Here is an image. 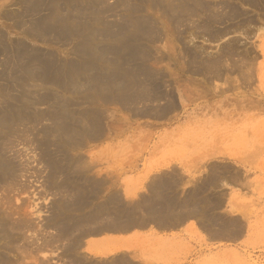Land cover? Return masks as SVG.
Returning a JSON list of instances; mask_svg holds the SVG:
<instances>
[{"label": "rangeland", "instance_id": "obj_1", "mask_svg": "<svg viewBox=\"0 0 264 264\" xmlns=\"http://www.w3.org/2000/svg\"><path fill=\"white\" fill-rule=\"evenodd\" d=\"M203 1L210 12L188 19L183 11L192 0H0V146L17 170L15 181L0 184V219L19 224L0 238V264H93L82 253L85 228L62 229L86 213L59 210V193L47 186L57 159L65 153L76 159L93 141L64 145L56 132L75 125L92 134L93 118L124 132L129 111L122 101L136 98L122 94L136 84L131 73L137 71L162 74L157 84L178 99L174 121L189 119L241 148L254 221L242 253L245 264H264V0ZM95 52V76L108 80L98 81L107 85L102 98H93ZM220 172L225 176L228 168Z\"/></svg>", "mask_w": 264, "mask_h": 264}, {"label": "crops", "instance_id": "obj_2", "mask_svg": "<svg viewBox=\"0 0 264 264\" xmlns=\"http://www.w3.org/2000/svg\"><path fill=\"white\" fill-rule=\"evenodd\" d=\"M96 60L95 52L93 98L106 96L107 85L98 81L108 82L95 76ZM153 75L162 92V74ZM129 86L124 96L138 100L123 106L129 111L124 132L93 118L91 147L75 155L76 204L92 216L83 256L93 264H245L254 221L242 186L241 148L189 119L174 121L178 99L170 91L175 107L167 110V102L146 101ZM225 168L228 176H221Z\"/></svg>", "mask_w": 264, "mask_h": 264}, {"label": "bare ground", "instance_id": "obj_3", "mask_svg": "<svg viewBox=\"0 0 264 264\" xmlns=\"http://www.w3.org/2000/svg\"><path fill=\"white\" fill-rule=\"evenodd\" d=\"M185 1H187V0H185ZM190 1V0H189ZM206 1V0H205ZM261 1V0H260ZM157 2V1H156ZM194 2V3H193ZM204 2V1H203ZM202 2V0H192V3H188V5H187V8L185 9V11H183L184 13H186V18H188V16H190V15H192V14H194V13H197V12H199V11H203V12H207V13H209L210 12V6H209V3L206 1V2H204L203 3ZM262 2V1H261ZM171 3V2H170ZM177 3V2H176ZM180 3V2H179ZM184 4H185V2H184ZM181 5H182V3H181ZM172 6H173V4H172ZM178 6V5H177ZM175 6H173V8H174ZM179 7V6H178ZM185 7V6H184ZM169 8H172L171 6L169 7ZM172 8V9H173ZM176 8V7H175ZM213 8H214V6H213ZM33 11H35V10H37L38 8L37 7H32L31 8ZM171 9V10H172ZM212 9V8H211ZM167 10H168V8H167ZM212 10H214V9H212ZM236 10V9H235ZM173 11V10H172ZM176 11V10H175ZM179 11V10H178ZM177 11V12H178ZM181 11V10H180ZM169 12V11H168ZM34 13V12H33ZM166 12H164V14H165ZM178 13H180V12H178ZM213 13H215V12H213ZM171 14V13H170ZM212 14V13H211ZM174 15V14H173ZM197 15V14H196ZM208 15V14H207ZM206 15V16H207ZM216 15V14H215ZM167 16V15H166ZM176 16V15H175ZM199 16H200V14H199ZM198 16V17H199ZM205 16V17H206ZM220 16V15H219ZM169 17H170V15H169ZM177 17H179V16H177ZM183 17V16H182ZM216 17V16H215ZM219 18V17H218ZM221 18V17H220ZM173 19V18H172ZM175 19V18H174ZM180 18H178V20H179ZM183 19V18H182ZM189 19V18H188ZM209 20V19H208ZM32 21V20H31ZM174 21V20H173ZM216 21V20H215ZM218 21V20H217ZM38 22V21H37ZM36 22V23H37ZM177 22V21H176ZM175 22V23H176ZM208 22V21H207ZM31 23V22H30ZM178 23H180L179 21L177 22V24ZM201 23V22H200ZM147 24V23H146ZM149 24V23H148ZM204 25V24H203ZM147 26H150V25H147ZM206 26V25H205ZM140 28H142V26L140 27ZM203 28H205V27H203ZM207 28V27H206ZM145 29V28H144ZM43 31H44V33H46V32H48V30H46V29H42ZM146 31H148V30H146ZM145 31V32H146ZM141 32V31H140ZM142 33V32H141ZM219 34H217V36H218ZM4 37V36H3ZM1 38V37H0ZM1 40V39H0ZM2 43V42H1ZM20 44V43H19ZM18 44V45H19ZM17 45V44H16ZM22 45L24 46V44L22 43ZM15 47V46H14ZM20 47H22L21 46V44H20ZM25 47V46H24ZM24 47L22 48V49H24ZM140 48H143V47H140ZM226 48V47H225ZM224 48V49H225ZM7 49V48H6ZM14 49V48H13ZM16 49V48H15ZM19 49V48H18ZM26 49V48H25ZM24 49V50H25ZM223 49V48H222ZM228 49H229V47H228ZM232 49V48H231ZM2 50H5V49H3L2 48ZM129 50V49H128ZM132 50V49H131ZM134 50H136V49H134ZM141 50V49H140ZM144 50V49H143ZM16 51H17V49H16ZM20 51V50H19ZM145 51V50H144ZM225 51H227V50H225ZM225 51H223V52H225ZM230 51V50H229ZM2 52V51H1ZM15 52V51H14ZM24 52V51H23ZM134 52V51H133ZM147 52V51H146ZM26 53V52H25ZM135 53V52H134ZM142 53V52H141ZM144 53V52H143ZM226 53H228V52H225V54ZM17 54V53H16ZM20 54H21V52H20ZM30 54V53H29ZM229 54H230V52H229ZM24 55V54H23ZM25 55H27V54H25ZM127 55H129L127 58V63L125 64V66H126V68L128 67V69H127V71L128 72H130V70H129V66L131 65L130 64V61H132V60H130L131 59V57H132V55H133V53H131V55L130 54H127ZM143 55V57H144V55L145 54H142ZM147 55H149V53L147 54ZM21 57H22V55H20ZM10 57V56H9ZM24 57V56H23ZM24 58H26V57H24ZM145 58H146V60H148L147 59V57L145 56ZM217 58V57H216ZM221 59V58H220ZM126 60V59H125ZM206 60V59H205ZM219 61V60H218ZM221 61V60H220ZM124 62V61H123ZM199 62V61H198ZM211 62V61H210ZM212 62H214L213 60H212ZM125 63V62H124ZM135 63V62H134ZM205 62H203V64H204ZM218 63V62H217ZM221 63V62H220ZM136 64V63H135ZM213 64V63H212ZM207 65H208V63H207ZM124 66V65H123ZM133 66V65H132ZM211 66V65H210ZM138 67H141V66H138ZM136 68H137V66H136ZM138 69V68H137ZM131 70H132V68H131ZM142 70V69H141ZM144 70V69H143ZM127 71H125V72H127ZM133 71H135V70H133ZM145 71V70H144ZM132 72V71H131ZM131 75H133V77L135 78V77H137V80H134L135 81V87H136V89H140V91L142 92L143 91V95H145V98H146V101L148 100V101H154V100H157L158 101V99H162V100H165V102H167V103H165V104H163V105H165L164 107H166V109L167 110H169V109H173L174 107H175V105H174V101L172 100V98H170L169 97V93L168 94H165V93H163V90H162V92H159L158 90L159 89H157V85H156V88H155V86H154V80L152 81H150V76H151V74H150V72L149 73H144V72H141V71H137V72H133V73H131ZM143 76V77H142ZM154 76V75H153ZM139 77H142V78H139ZM127 81H130V80H128L127 79ZM141 81V82H140ZM96 82H97V80H96ZM96 82H93V83H96ZM94 86H95V84H94ZM133 86V87H134ZM104 87H106V86H104ZM160 88V87H159ZM95 89H96V87H95ZM98 89H99V87H98ZM97 89V90H98ZM96 91V90H95ZM135 92V91H134ZM141 92H140V94H141ZM145 92V93H144ZM103 93H105V92H103ZM102 93V94H103ZM138 95V91L135 93V95ZM139 94V95H140ZM104 95V94H103ZM129 95H131V94H129ZM133 95H134V93H133ZM132 95V96H133ZM136 95V96H137ZM142 95V94H141ZM140 96V97H144V96ZM106 96H108L107 94H106ZM105 96V97H106ZM109 96H111V95H109ZM113 96V95H112ZM118 96V95H117ZM116 96V97H117ZM101 98H102V95L100 96ZM122 97H124V100H127L128 99V96H124V94H122ZM138 98H139V96H137ZM115 98V97H114ZM118 98H119V96H118ZM133 98V97H132ZM110 99H111V97H110ZM131 99V98H130ZM133 99H135V98H133ZM137 99V98H136ZM135 99V100H136ZM115 100V99H114ZM118 100V99H117ZM129 100V99H128ZM134 100V101H135ZM138 100V99H137ZM105 101H108L107 99L105 100ZM122 101V100H121ZM120 101V102H121ZM133 101V100H132ZM132 101H130L131 103H132ZM144 101H145V99H144ZM156 101V102H157ZM129 101H125L124 103H123V101H122V106H124V105H131V103H128ZM142 102V101H141ZM150 102V103H151ZM128 103V104H127ZM149 103V102H148ZM118 104H119V102H118ZM133 104H135V103H133ZM121 105V104H120ZM147 105V104H146ZM121 106V107H122ZM128 106V107H129ZM143 106V105H142ZM145 106V105H144ZM156 106V105H155ZM131 107V106H130ZM146 107H148V106H146ZM150 107V106H149ZM123 108V107H122ZM125 108V107H124ZM127 108V107H126ZM158 108V107H157ZM156 108V109H157ZM129 109V108H128ZM138 109V108H137ZM143 109V108H142ZM141 109V110H142ZM148 110V109H147ZM155 110V109H154ZM135 111V110H134ZM133 111V112H134ZM154 112V111H153ZM135 113V112H134ZM150 113V112H149ZM160 115V114H159ZM158 115V116H159ZM9 118V117H8ZM11 122H13V121H11ZM5 123V122H4ZM5 125H7V127H5V128H10V126H11V123H5ZM72 127L73 128H71V129H68V128H64V130L62 131V130H60V131H62V133H59L60 131L58 130L57 132H56V134L57 135H60V134H63V136L62 137H60L59 138V140H60V142H63V144L64 145H81V143L85 140V139H92V137L91 136H93V133L92 134H90L89 132L90 131H88V132H85V131H82V128H81V130L79 131V130H76L77 128V126H73L72 125ZM2 128V127H1ZM76 128V129H75ZM86 129V128H85ZM28 131V130H27ZM2 134V133H1ZM4 138V137H3ZM0 139H2L1 137H0ZM48 138L46 137V140H47ZM52 139H54V140H56V138H52ZM5 140V139H4ZM27 140H29V139H27ZM27 140H25V144H26V142H27ZM9 141V140H8ZM23 141H24V139H23ZM31 141V143L33 142L32 140H30ZM5 142V141H4ZM30 143V142H29ZM33 144V143H32ZM31 144V145H32ZM47 144H49V143H45V146L47 145ZM0 145H1V142H0ZM36 145H43L42 143H38V144H36ZM50 145H57V144H50ZM58 146V145H57ZM56 146V147H57ZM67 147V146H66ZM72 147V146H71ZM50 150H52V149H50ZM61 151H62V149H61ZM65 151V150H64ZM54 152V151H53ZM66 152V151H65ZM47 153H49V155L50 154H52V153H50V152H47ZM46 153V154H47ZM55 154H58V152L57 153H54V155ZM67 153H65L63 156L60 154V156H62L61 157V159L59 160V159H57V161L54 163V165H56V167H57V172H59V174H61L59 177H57L54 173H56V171L55 170H53V169H51L50 171H48V172H50L49 173V175H48V181H47V186H49L50 188H52L53 190H55L56 192H58L59 193V199H57V200H59L58 201V209L59 210H78L79 209V204L77 205L76 204V202H77V199L79 198V182H78V178H79V175H77V174H75L76 172H75V168H74V166H78V165H76V164H74V166L72 165V163H73V161H74V159L73 160H71V157H68L67 155H66ZM44 155H45V153H44ZM49 155H45L46 156V158H47V156H49ZM53 155V154H52ZM54 157V156H53ZM53 157L51 158V159H53ZM55 157H57V156H55ZM50 159V158H49ZM59 160V161H58ZM77 160V159H76ZM75 160V161H76ZM46 161V160H45ZM49 161V160H48ZM239 161V160H238ZM75 163V162H74ZM79 163V162H78ZM50 164V163H49ZM52 164V163H51ZM51 164L49 165V167L51 166ZM71 165L73 166V169H72V167H71ZM48 166V165H47ZM53 166V165H52ZM16 167V166H15ZM13 171H17L16 170V168L14 169V163H13V161L11 162V160H9V159H5L4 157H3V149H2V147L0 146V184L2 183V181H4V179L5 180H9V179H12L10 182H13V181H15V174L13 173ZM235 175V174H234ZM228 176V175H227ZM56 177V180H54V178ZM46 179V180H47ZM10 182H9V184H10ZM230 183V182H229ZM81 185V184H80ZM81 187V186H80ZM52 190V191H53ZM81 191V190H80ZM201 192V191H200ZM7 202V201H6ZM1 209V208H0ZM3 212V211H2ZM88 212V211H87ZM67 213H68V211H67ZM1 214V213H0ZM2 215V214H1ZM3 215H4V213H3ZM87 216H85V217H82L81 218V216H80V218H78V219H76V220H73V219H71V222H69L68 224H66V225H64L63 226V232L65 231V232H67V231H70V229L71 228H73V227H75L74 225L76 224V225H81L80 227H79V225H78V227L79 228H81L82 227V229L84 230V228H85V226L87 225V223H89V221H92V216L90 215V214H86ZM9 216V215H8ZM79 216V215H78ZM64 217V216H63ZM72 217V216H71ZM4 216L0 219V238H1V236L2 237H5L6 239L7 238H9V234H12V232L13 231H15V229H17V226L19 225H17L16 226V224L15 223H7L8 221H4ZM7 219V218H6ZM91 219V220H90ZM65 220V219H64ZM63 220V221H64ZM62 221V222H63ZM110 223V222H109ZM59 224V223H58ZM99 224V223H98ZM21 226V225H20ZM61 226V225H60ZM88 227V226H87ZM101 227V226H100ZM76 230H79V229H77V228H75ZM88 229V228H87ZM82 230V231H83ZM80 231V230H79ZM85 231H86V229H85ZM72 232V231H71ZM14 233V232H13ZM78 233V232H77ZM81 233H83V232H81ZM58 234V233H57ZM72 235V234H71ZM81 235H83V234H81ZM11 238V237H10ZM3 240V239H2ZM1 240V241H2ZM0 241V242H1ZM67 247V246H66Z\"/></svg>", "mask_w": 264, "mask_h": 264}]
</instances>
